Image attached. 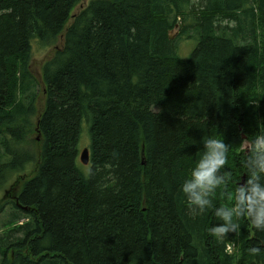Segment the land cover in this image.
I'll list each match as a JSON object with an SVG mask.
<instances>
[{
  "label": "trees",
  "instance_id": "obj_1",
  "mask_svg": "<svg viewBox=\"0 0 264 264\" xmlns=\"http://www.w3.org/2000/svg\"><path fill=\"white\" fill-rule=\"evenodd\" d=\"M80 1L0 0V196L20 181L0 202V264H264L246 217L209 234L264 130V0H88L71 14ZM59 39L38 111L31 48ZM177 39L196 41L186 59ZM208 135L226 145L224 183L198 213L180 185Z\"/></svg>",
  "mask_w": 264,
  "mask_h": 264
},
{
  "label": "clouds",
  "instance_id": "obj_2",
  "mask_svg": "<svg viewBox=\"0 0 264 264\" xmlns=\"http://www.w3.org/2000/svg\"><path fill=\"white\" fill-rule=\"evenodd\" d=\"M199 158L180 185V192L196 212L211 207L210 195L224 183L219 174L226 161V145L214 135L203 136ZM245 169L251 174L235 191L231 207L216 206L213 215L217 222L209 234L220 240L238 229L237 219L246 217L257 232H264V130L258 131L247 149Z\"/></svg>",
  "mask_w": 264,
  "mask_h": 264
},
{
  "label": "rangeland",
  "instance_id": "obj_3",
  "mask_svg": "<svg viewBox=\"0 0 264 264\" xmlns=\"http://www.w3.org/2000/svg\"><path fill=\"white\" fill-rule=\"evenodd\" d=\"M88 0H81L72 10L71 14L76 13L82 6H84L87 3ZM230 25H233L232 22H229ZM179 25H177L176 28H174L173 30H171L170 35L172 36V39H176L178 37V33H179ZM61 43V39H59L57 42H55L52 45H48V46H41L40 44H38L37 42H34L31 48V56H30V69H31V73L33 74V76L35 77V79L38 82V86L36 89V102H35V107L38 111L42 110L43 107V95L41 93V82H40V75H41V68L43 63L45 62V60L53 53L54 48L58 47ZM196 41L193 39H177L176 40V46H177V55L180 58L186 59L192 48L195 46ZM33 121H34V116H33ZM36 136V135H33ZM31 146V148L35 151L38 149V146L36 144L29 145ZM247 146V144L245 143V147ZM86 147L83 146L81 148V150ZM28 173L23 174L20 176V179L23 180L25 177L29 176L31 173L29 171H27ZM19 185H20V181L17 179H14L13 183H11L10 185L6 186L5 189L2 191L1 196H0V202L9 200L13 198V194L19 189ZM26 221L25 219H22L21 221H19L18 223H22ZM9 228H11V226H7V227H0V235L3 234L6 230H8ZM235 247L234 244H230L229 247L227 248V252L231 253L233 248Z\"/></svg>",
  "mask_w": 264,
  "mask_h": 264
},
{
  "label": "water",
  "instance_id": "obj_4",
  "mask_svg": "<svg viewBox=\"0 0 264 264\" xmlns=\"http://www.w3.org/2000/svg\"><path fill=\"white\" fill-rule=\"evenodd\" d=\"M177 27V25H175V28ZM171 32L168 33V38L169 39H172V36L170 35ZM88 159H89V156H88V149L87 147H84L80 154H79V160L82 164H87L88 163ZM244 182V176L241 177V180H240V186L243 184Z\"/></svg>",
  "mask_w": 264,
  "mask_h": 264
}]
</instances>
